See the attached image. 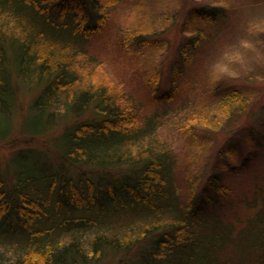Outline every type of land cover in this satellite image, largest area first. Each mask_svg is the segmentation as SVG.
Wrapping results in <instances>:
<instances>
[{"label":"trees","instance_id":"trees-1","mask_svg":"<svg viewBox=\"0 0 264 264\" xmlns=\"http://www.w3.org/2000/svg\"><path fill=\"white\" fill-rule=\"evenodd\" d=\"M119 1L0 0V140L12 131L15 76L38 89L29 105L38 118L21 124L27 134H43L53 120L93 106L90 117L62 128L54 138L55 153L17 149L13 163L23 168L11 174L12 181L0 174V264H101L103 252L126 251L152 234L157 235L149 248L104 264H264V187L239 203L242 214L226 218L234 202L223 177L208 174L195 192L189 181L188 191L178 186L177 161L156 136L167 106L138 125L140 110L122 107L125 96L89 52L92 34L105 26ZM202 4L189 16L206 26L180 39L171 88L156 99L174 102L180 94L174 80L223 19L221 6ZM148 5L149 0L138 2L140 9ZM159 15L157 29L121 35L119 46L165 50L162 23L168 15ZM152 79L149 87L155 88L158 81ZM218 101L230 118L248 99L238 87H228ZM178 127L183 129L184 119ZM77 164L96 171L72 174L70 166ZM112 167L123 170L113 174ZM7 228L18 236L5 245Z\"/></svg>","mask_w":264,"mask_h":264},{"label":"rangeland","instance_id":"rangeland-1","mask_svg":"<svg viewBox=\"0 0 264 264\" xmlns=\"http://www.w3.org/2000/svg\"><path fill=\"white\" fill-rule=\"evenodd\" d=\"M149 1L150 5L144 9L138 8L140 0H120L112 6L105 26L88 41V50L98 60L103 75L125 96L122 107L131 109L134 106L140 110L138 125L148 114L167 106L169 112L162 118L156 136L168 144L177 161L176 184L188 191L185 187L189 181L195 192L206 184L208 174L223 177L230 188L227 195H232L234 202L226 218L240 215L243 208L239 203L251 199L260 186L264 187V0ZM203 2L221 6L225 12L223 19L217 23L211 40L199 48L193 58L195 61L191 65L187 63L174 80L180 90L179 95L175 93L174 102L156 99L171 88L172 63L177 57L180 39L206 26L205 20L189 16ZM154 7L161 12L156 13ZM160 13L168 18L172 15L173 19L166 17L162 23L166 24L163 37L168 41L165 50L147 47L136 52L119 46L121 35L133 36L138 30L157 29ZM154 69L158 71V79L152 73ZM148 78L158 81L155 88L149 87ZM13 82L16 93L11 100L14 106L10 113L12 131L8 138L0 140V174H5L9 181L18 167L23 168L18 162L13 163L15 150L36 148L55 153L54 138L62 128L90 117L93 109L90 105L82 114L53 120L54 124L43 134H27L22 132L21 124L38 118L39 113L29 106L38 89L28 87L16 76ZM228 87H238L248 99L245 108L234 110L230 118L224 116L218 103ZM215 89H218L216 93ZM182 119L184 127L180 129L178 124ZM122 168L110 170L117 174ZM95 169L92 165L70 166L72 174L78 170L95 172ZM2 233L5 245L9 237L17 235L11 228ZM155 235L140 240L126 251L103 252L100 263L133 258L137 252L151 246ZM131 260H138V257Z\"/></svg>","mask_w":264,"mask_h":264}]
</instances>
